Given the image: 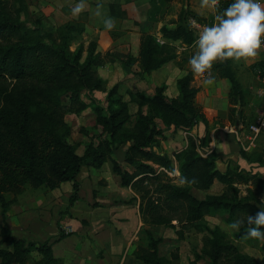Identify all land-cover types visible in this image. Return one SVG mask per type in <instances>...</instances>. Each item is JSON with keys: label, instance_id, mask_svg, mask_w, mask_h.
I'll list each match as a JSON object with an SVG mask.
<instances>
[{"label": "trees", "instance_id": "16d2710c", "mask_svg": "<svg viewBox=\"0 0 264 264\" xmlns=\"http://www.w3.org/2000/svg\"><path fill=\"white\" fill-rule=\"evenodd\" d=\"M166 1H153L152 21H158L157 15L163 13ZM231 2L221 0V10ZM25 7L26 0H0V216L3 219L0 245L11 243L14 248L13 251L0 248L1 264H26L32 249L41 256L34 264H60L47 242L26 243L11 236L6 220L8 208L26 186L55 190L67 182L73 183L69 206H74L80 199L77 178L82 168H101L122 146L127 147L126 162L133 171L129 172L118 160L111 159L113 172L120 177L122 187H130L140 198L139 213L145 224L173 226L171 223L178 221L195 226L207 215L217 212H226L232 219L239 211L255 214L259 210L255 204L235 201L234 197L229 200L224 194L209 195L205 199L192 194L190 187L209 190L215 181L235 192L234 184L248 183L252 179L264 189V179L250 175L251 172L244 174L240 163L235 170L221 171L217 167L218 158L202 157L194 141L175 158L180 173L189 179L195 177L197 183L181 188L168 176L174 164L169 155L157 151V138L163 136L164 131L157 126L156 116L168 129L192 131L204 124L208 137L201 139L200 145L211 142L207 118L195 104L199 90L192 86V73L177 81V99L164 94L165 86L158 87L152 98L141 93L135 95L133 100L139 110L136 125L129 130L125 128L131 116L128 103L117 98V87L109 93L106 107L100 105L93 93L106 88L104 80L98 77V69L106 63L120 62L129 71L130 55L118 51L103 55L98 52L95 41L87 49L79 44L72 51L74 39L71 40V34L81 33V28L73 24L59 27L58 40L54 39L53 33L31 30L21 20ZM186 10L175 27L163 25L160 28L161 39L165 42L160 43L150 34L142 36L138 58L140 74H151L176 59L170 42L181 41L186 46L194 44L197 37L188 23L189 18L201 25L205 24V19L189 8ZM110 12L116 18L126 16L119 5L111 4ZM254 68L264 69V61L256 63ZM213 70L220 78L230 81L229 95L235 104L243 101V87L230 62L216 64ZM83 94L90 103L83 100ZM64 98L69 102L66 103ZM91 103L95 104L97 114L96 129L101 130L92 138L85 154L80 155L76 146L66 140L70 127L64 116L66 113L80 114ZM146 106L150 107L148 113ZM96 139H100L98 144ZM239 155L248 158L243 150ZM253 162L263 166L261 160H250ZM9 194L14 199L8 200ZM205 228L210 230L211 236L205 241L204 253L211 264H260L255 258L242 254L220 233ZM242 233L236 237L243 239ZM147 237L149 251L139 254L138 258L145 264H166L159 255L160 240L149 231ZM262 249L264 252V243Z\"/></svg>", "mask_w": 264, "mask_h": 264}, {"label": "rangeland", "instance_id": "374dc122", "mask_svg": "<svg viewBox=\"0 0 264 264\" xmlns=\"http://www.w3.org/2000/svg\"><path fill=\"white\" fill-rule=\"evenodd\" d=\"M45 1L54 5L59 2V0ZM166 2L167 5L163 13L160 14L163 20L161 25L175 27L179 23L180 15L187 11L186 4H189L191 8H197V10L189 8L193 13L199 14L200 12L199 0H167ZM43 6L41 0H26V7L21 14V20L31 30L51 32L54 39H57L59 37L58 28L64 24V18L61 16L60 18L49 19L42 11ZM131 8L137 15L136 18H132L134 24L130 20L120 30L114 29L115 31L111 32L109 36L85 34L76 31L71 34V40L74 39L73 42L71 41L72 51L79 44H83L87 49L88 45L95 41L98 45V51L103 55L114 51L130 55L132 65L129 71L120 62L106 63L98 69V77L104 80L106 88L105 91L93 93V97L100 102V105L106 107L109 93L117 87V98L119 97L123 102L128 103L131 116L125 128L129 130L134 129L139 110L138 104L133 100L134 96L141 93L152 98L158 87L165 86L164 94L167 97L171 99L179 98L177 81L188 73H192L188 60L196 51L195 46L189 50H183V45L175 46L170 43L169 45L172 47L176 59L164 66L160 72L155 71V73L152 72L147 75L140 74L138 58L142 36L150 34L158 39L161 36L158 33L159 26L157 23L145 22L146 20L141 19L143 22L141 24L140 0ZM201 17L205 19V24L209 25L210 23L211 25V22H214V15L211 13H204ZM140 27L145 30L142 35H140ZM261 60L264 61V51L262 50H260L258 57L224 61L230 62L241 81L243 101L239 104H235V101L227 94L225 86L221 84L218 74L213 69L211 74L215 76L216 82L211 86H204L201 77L192 73V86L199 87L195 104L201 109L208 122L215 123L214 126L209 125L208 128L211 138L208 145L201 146L199 142L201 139L205 140L208 137H206L207 128L204 127V124L199 125L192 131L176 130L174 127L168 129L162 119L158 116L155 117L157 126L164 131V135L157 138V151L169 155L173 160L174 168L179 174H181L179 163L176 161L175 155L186 149L194 141L197 151L202 157L214 156L218 158L217 167L221 171L225 172L228 168L235 170L237 163H240L244 174L251 172L250 175H256L264 179V132L259 136L255 145L250 150L245 151L248 155L247 159L240 157L239 153L242 148L236 135L233 134L236 127L243 126L244 129L239 131V135L242 139H245L247 126L256 119L258 109L264 106L263 99L258 96L259 89L262 87L259 79L260 70L254 68V65ZM224 62L215 63V65ZM175 70L178 71H176V74ZM82 98L85 101L87 100L84 94ZM64 101L69 102L65 98ZM87 101L90 103V100ZM94 105L91 103L90 107L80 114L66 113L64 116L70 127V133L67 135L66 140L76 146L77 153L80 155L85 154L92 138L99 134L101 130L100 128L96 129L97 114ZM204 107L207 108L206 111ZM149 110L150 107L146 106L145 112L148 113ZM216 132L224 134L227 138L222 139L220 135L221 139H217L219 137L215 136ZM99 141L100 139H96L95 143L98 144ZM224 141L229 143L227 148L224 146ZM127 152V147L122 146L110 158L118 160L124 169L132 172V167L126 162ZM208 152H211V154H208ZM111 159L105 162L101 168L87 166L82 168L79 180H77L80 184L79 193L81 197L71 213L69 212L71 208L69 198L73 194V183L67 182L59 187L62 194L68 195L65 198L67 199L66 206L60 212L58 230L51 223L48 227L47 234L49 236L47 238L50 241H55L54 236L60 233L62 241L56 242L55 245L57 254L62 256V261H59L60 264H145L138 258V255L149 251L148 231L160 240L159 255L165 259L166 264H211L210 258L204 253L205 241L211 236L210 230L205 227L223 235L242 254L249 255L260 264H264L262 249L264 241L238 239L236 235L243 229L240 232L224 230V225L231 223L237 217H242L246 214L244 212L239 211L232 219L229 218V214L226 212H217L207 215L203 221L198 222L195 226L178 223V221H173L171 223L173 226H156L143 223L137 209L134 215L133 208H130L131 205H138L139 207L140 198L130 187H125L124 191L126 192L123 194L118 192L117 188L122 186L120 177L113 172ZM250 160H261L263 166H259L256 162L250 163ZM170 179L178 187H188V185L181 186L176 183L177 177H170ZM251 181L234 184L235 192L218 181H215L209 190H200L196 187H190V189L192 194L199 199H205L209 195L220 196L224 194L229 200H233L234 197L235 201L250 202L259 206L260 198L264 197V189L260 183L256 184L252 179ZM26 188L31 187L26 186ZM33 190L38 197L46 192L44 188ZM108 191L111 192L109 194L111 198L108 196ZM134 194L136 199L129 203L130 200L134 199L131 198ZM9 195L13 197L12 194ZM105 218H107V223ZM72 219L78 221L84 231L75 232L71 236L65 237L61 234L63 232L61 225L66 221L70 222ZM95 231L100 233V237L94 236ZM70 249H80L82 254H79V252H77L78 254L76 252L72 254Z\"/></svg>", "mask_w": 264, "mask_h": 264}, {"label": "clouds", "instance_id": "9594fccd", "mask_svg": "<svg viewBox=\"0 0 264 264\" xmlns=\"http://www.w3.org/2000/svg\"><path fill=\"white\" fill-rule=\"evenodd\" d=\"M90 7L88 0H78L71 8V15L78 18ZM199 9L200 15L213 14L214 22L201 25L189 18L188 23L195 29L197 38L196 51L189 57L188 64L191 72L201 77L204 86H211L216 82L211 74L215 63L259 56L264 37V0H232L222 10L221 0H199ZM93 15L102 21L106 31L115 29V18L107 14L102 0H96ZM168 175L177 177L175 182L181 186L197 183L195 177L189 179L175 168ZM258 209L255 214L235 218L224 225V230L240 232L243 229V239L264 241V197L260 198Z\"/></svg>", "mask_w": 264, "mask_h": 264}, {"label": "crops", "instance_id": "0c3cea01", "mask_svg": "<svg viewBox=\"0 0 264 264\" xmlns=\"http://www.w3.org/2000/svg\"><path fill=\"white\" fill-rule=\"evenodd\" d=\"M137 1L138 0H102L107 14L110 15L111 17H113L111 15V12H110V5L111 4L119 5L121 7V10L126 12V16L124 18L113 17V18H115V21H116V27H115L116 30H120L123 26H125L126 23L130 22V20H131V23L134 24V20L132 18H136L137 15L132 10L131 6L134 5ZM153 1L154 0H140V22H141V24H143V22L141 21V19H142V20H146L145 22L149 21L151 23H157L159 26V29H158V33H159L160 28L163 26V24L161 25V22L163 20L161 19L160 14L157 15L158 21H152L150 19V17L152 16L151 11H152ZM77 2H78V0H59L58 4L56 3V5H54V4H50V3L46 2L45 0H41V3L44 4L42 11L51 20L54 19V17L60 18L62 16L64 18V24L61 26H66L68 24H73V25L78 26V27L81 26V27H79L82 30L81 33L96 34V35L100 34V35H104V36H109V34L111 32L115 31V30H112L111 32L106 31L103 27L102 21L93 15V9L95 8L96 0H88L89 4L91 5L89 10L82 13L78 18L73 17L71 15V8ZM185 7L190 8V9L194 8V7H192V8L189 7V4H186ZM194 9L197 10L196 7ZM116 12H118V10H116ZM197 15H199V14H197ZM132 16H134V17H132ZM199 16H202V15H199ZM79 23H81V24H79ZM142 28L143 27H140V35H142V33L145 31ZM170 28H173V27H170ZM133 31H135V30H133ZM159 41L165 42V40H163V39L161 40V38H159ZM170 43L174 44L175 46L183 45V50H189V49L194 47V44L191 46H186V45L182 44L181 41L170 42ZM176 68H177V66H176ZM161 70L162 69H160L156 72H160ZM176 71L177 70H175V74L178 72V71L177 72ZM153 73H155V72H153ZM259 79H260V77H259ZM219 80H220L221 84H223L225 86L227 94H230V92H231L230 81L228 79H222L220 77H219ZM198 88L199 87H197V89ZM178 91L179 90H177V93H179ZM178 96H179V94H178ZM204 110L206 111L207 108L204 107ZM200 125H203V124H200ZM208 125L214 126L215 123L214 122H208ZM204 127H205V125H204ZM242 128H243V126L236 127L233 131V134H235V131L237 129L240 130ZM217 132L215 134V136L217 135V137H219L217 139H221V137H222V139L227 138V136H224V134L217 133ZM220 135H221V137H220ZM216 141L217 140L215 138V142ZM224 146H226V148H227V146H229V143L227 141H224ZM79 176H78L77 180H79ZM116 187H118V186H116ZM40 188H44V187H40ZM33 189H39V188H33V187L26 188L25 187L24 192L21 195L17 196L16 201L10 205V207L8 208V210L6 212L7 225H8V228L10 230L11 236L15 237L18 240H24V241H26V243H37V244H39V243H46L47 242L52 247L55 258H57L61 262L62 256H61V254L58 255L56 250H55L56 242L62 241L60 233L54 236L55 241H50L47 238L49 236L47 234V232H48V227L51 225V223L53 224L54 228H57V230H58V222L60 220L59 215H60V212L63 210V208L66 206V200L67 199H65V198H67L68 195L66 196V195L62 194L60 192L59 188H57L55 190H49V189L44 188L46 190L45 194L38 197V196H36V194H34ZM109 189H110V186H109ZM117 189L119 190L118 192L121 194L126 192V191H124V189H126L125 187H121V188L118 187ZM107 193H108V196H110L109 194L111 192L108 191ZM79 195H80V193H79ZM80 197H81V195H80ZM134 197H136L135 194L133 195V197L131 196V198H134ZM7 198H8V200H11V199H14V196L11 197V195H7ZM110 198H111V196H110ZM79 200L74 204V206H72L70 208V210H69L70 213H71V210L72 211L74 210L75 205H77L79 203ZM91 200H89V201H91ZM89 201L87 202L88 204H89ZM130 208H133L134 215L136 213V211H135L136 209H137V212L139 213L138 205H131ZM106 220H107V218H105V222L107 223ZM2 225H3V219L0 216V240H1V227H2ZM69 226H72V228L74 230V232L72 234H74L75 232H79V231L83 232L84 231L82 229L81 224L79 225V222L74 220V219H72L70 222H68V221L64 222L61 225V229L64 231V229L66 227H69ZM61 234H64L65 237L72 235V234L67 235L63 232ZM94 236L100 237V233L95 231ZM0 248L3 250H7V251H13V249H14L13 245L11 243H4V244L0 245ZM70 252L72 254H75L74 252H76V253L79 252V254H82L80 249H70ZM40 259H41L40 254L35 249H32L31 252L29 253V258H28L26 264H34L36 261H39ZM1 263H2V259L0 257V264ZM15 264H17V263H15Z\"/></svg>", "mask_w": 264, "mask_h": 264}, {"label": "built area", "instance_id": "2783aa9c", "mask_svg": "<svg viewBox=\"0 0 264 264\" xmlns=\"http://www.w3.org/2000/svg\"><path fill=\"white\" fill-rule=\"evenodd\" d=\"M261 50L264 51V37H262ZM259 74H260L259 77H260V82H261L262 87L261 89H259L258 96L263 99V105H264V69L260 70ZM257 113L258 114H257L256 119L247 126V129H246L247 135L245 136V139H242L239 135V131H242V129L244 128L240 130L237 129L235 131V135L238 139V143L240 147L242 148V150L244 151L250 150L257 142V139L259 138V136L264 132V106L260 107ZM208 154H211V152H208ZM63 232L69 235V234H72L74 230L72 226H69V227H66Z\"/></svg>", "mask_w": 264, "mask_h": 264}]
</instances>
